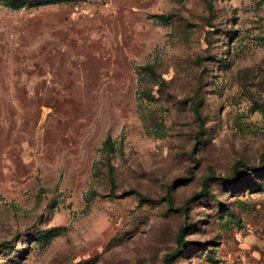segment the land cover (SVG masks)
Returning <instances> with one entry per match:
<instances>
[{
    "label": "rangeland",
    "instance_id": "rangeland-1",
    "mask_svg": "<svg viewBox=\"0 0 264 264\" xmlns=\"http://www.w3.org/2000/svg\"><path fill=\"white\" fill-rule=\"evenodd\" d=\"M167 258L264 264V0H0V264Z\"/></svg>",
    "mask_w": 264,
    "mask_h": 264
},
{
    "label": "trees",
    "instance_id": "trees-1",
    "mask_svg": "<svg viewBox=\"0 0 264 264\" xmlns=\"http://www.w3.org/2000/svg\"><path fill=\"white\" fill-rule=\"evenodd\" d=\"M238 164L244 165L243 163L235 162L234 165H233L232 174L229 175V176H227V177H225L226 179H228V180H230V181L235 180V178L237 177V172H236V169H235V168H236V165H238ZM257 166H259V165H257ZM208 178H209V177H208ZM206 186H207V182H206V180H205V181L203 182V187H202L201 190H205V189H206ZM182 231H183V227H181V228L179 229V231H178V233H177V238L180 237ZM165 262H166V264H170L168 258L166 259Z\"/></svg>",
    "mask_w": 264,
    "mask_h": 264
}]
</instances>
